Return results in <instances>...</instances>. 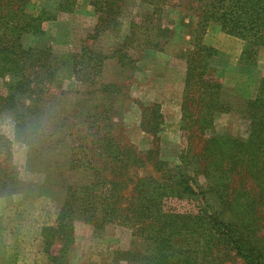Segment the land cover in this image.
<instances>
[{
	"label": "rangeland",
	"instance_id": "374dc122",
	"mask_svg": "<svg viewBox=\"0 0 264 264\" xmlns=\"http://www.w3.org/2000/svg\"><path fill=\"white\" fill-rule=\"evenodd\" d=\"M148 1L122 0L118 13L107 16L101 23L90 6L91 0H74L67 11H60L65 0H31L33 13L42 9L50 15L48 18L55 20L42 24L43 35L23 36V47L38 44L49 47L59 58L78 53L83 46L105 57H110L117 48L121 50L119 55L126 53L129 64L121 67L115 54L103 62L101 82L114 84L119 89L108 102L91 95L95 85L86 87L87 101L82 107L76 106L75 97L47 98L48 103L43 105L38 119L41 131L33 138L36 154L29 152L22 140L15 137L12 117L0 116V264H50L43 252L40 230L52 226L58 217L63 205V187L68 183L93 186L94 181L96 185L101 182L94 180L93 173L87 177L74 173L76 167L97 171L101 180L124 181L126 188L120 199V205L124 206L130 200V189L138 182L148 184L149 178L154 183L163 182V175L181 164L180 157L188 150L187 140L191 145L189 151L194 155L200 153L201 140L205 137L194 129L185 132L181 127L185 63L193 50L197 18L182 1L166 0L161 6L159 22L155 23L154 16L150 17L152 7ZM156 26L162 31L159 39ZM157 39L159 47L152 50L145 47V42ZM201 44L215 52L207 61L206 75L218 81L221 102L230 107L212 116V131L244 138L248 123L242 111L264 77V48L258 51L255 63L242 65L243 43L223 33L217 24L208 25ZM59 60L62 64L60 88L71 89L76 83L67 71L65 60ZM110 101L112 108L105 113L103 106ZM153 107L157 108V119L151 116ZM194 110L191 103L192 119L199 117ZM84 117L86 123L82 124ZM63 120L70 123L69 130L59 126ZM81 127L87 129L81 132ZM78 137L83 140L73 142V151H70L66 144ZM111 137L122 138L123 145L130 146L121 164L112 162L100 148ZM82 141L84 159L74 154L79 153ZM50 143H56L55 150L48 149ZM198 180L203 182L202 178ZM248 186L252 187L250 183ZM165 205L173 212L196 211L195 203L185 200L168 201ZM81 219L74 221L73 241L60 264H127L121 257H114L113 252L129 248L132 241L129 228L104 224L101 229H94ZM260 223L264 243V221ZM58 249L54 245L51 252L56 253ZM225 261L223 264H241L234 257Z\"/></svg>",
	"mask_w": 264,
	"mask_h": 264
},
{
	"label": "trees",
	"instance_id": "16d2710c",
	"mask_svg": "<svg viewBox=\"0 0 264 264\" xmlns=\"http://www.w3.org/2000/svg\"><path fill=\"white\" fill-rule=\"evenodd\" d=\"M73 1L65 0L60 11H67L74 5ZM165 1H148L152 7L150 17L154 16L155 23L159 22ZM167 1H182L197 18L193 50L185 63L181 127L185 132L194 129L205 137L201 140L200 153L192 154L187 140L188 150L180 157L181 164L166 172L163 182L154 183L150 178L148 184L138 182L130 189V200L124 206L120 205L121 192L126 188L124 181L101 180L97 171L76 167L74 173L86 177L93 173L94 180L101 182L96 185L94 181L93 186L68 183L63 187L64 199L58 217L52 226L40 230L43 252L50 264L62 262V255L73 241L74 221L80 218L94 229H101L104 224L129 228L132 232L129 248L113 252L114 257H121L127 264H223L232 257L241 264H264L260 235L263 227L260 221H264V77L242 111L248 123L247 135L233 138L215 134L211 128L212 116L230 107L221 102L218 81L206 75L207 61L215 52L201 44L208 25L217 24L223 33L243 43L240 63L246 66L255 63L258 51L264 48V0ZM121 4L122 0H91L90 6L99 15L98 21L104 23L107 16L118 13ZM31 5V0H0V116L12 117L15 137L36 154L33 138L41 131L38 119L48 99L71 96L76 98V106L82 107L87 101L86 87L95 85L91 95L108 102L119 89L101 82L103 62L117 56L116 62L121 67L129 63L126 53L119 55L121 50L116 47L110 57L83 46L78 53L60 58L51 48L39 44L23 47V36L43 35L42 24L55 20L48 18L50 15L42 9L33 13ZM155 31L156 37L161 38L158 26ZM158 39L145 42V47L149 50L159 47ZM59 59L65 60L67 71L76 83L71 89L60 88ZM191 103L198 118H191ZM103 107L105 113L109 112L111 101ZM156 109L151 110L153 119L159 118ZM65 121L59 126L69 130L70 123ZM81 123H86L85 117ZM86 129L81 127L80 131ZM80 140L83 138L70 140L66 147L73 151V142ZM103 142L100 148L112 162L121 164L127 158L130 146L123 145L122 138L111 137ZM54 144L50 143L48 149L55 150ZM78 150L74 154L84 159L83 141ZM71 177L76 179L77 175ZM198 178L203 182L199 183ZM102 189L105 196L104 191L100 192ZM175 200L195 203L196 211H169L165 203ZM54 245L59 247L56 253L51 252Z\"/></svg>",
	"mask_w": 264,
	"mask_h": 264
}]
</instances>
